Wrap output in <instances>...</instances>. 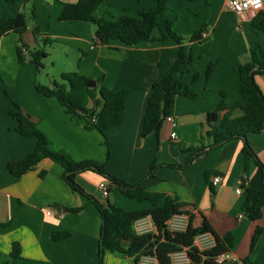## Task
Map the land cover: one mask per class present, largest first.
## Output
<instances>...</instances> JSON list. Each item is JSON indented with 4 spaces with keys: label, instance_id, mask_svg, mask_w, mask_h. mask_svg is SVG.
<instances>
[{
    "label": "crops",
    "instance_id": "obj_1",
    "mask_svg": "<svg viewBox=\"0 0 264 264\" xmlns=\"http://www.w3.org/2000/svg\"><path fill=\"white\" fill-rule=\"evenodd\" d=\"M25 1L30 0L0 4V17L12 18L22 13ZM32 1L35 25L43 37L80 45L76 46L82 53L77 73L101 77L107 89L125 88L129 94L123 121L107 130L105 142L98 131L86 130L82 121L67 116L54 98H45L37 92L39 83L35 80V66L28 52L35 50L37 41L30 26L20 36L10 32L0 38V264H100V216L88 198L69 188L63 168L44 160L18 178L9 173L7 165L23 160L35 145L34 138L23 137L18 132L17 122L11 116L14 104L46 137L52 151L63 153L75 162L92 160L103 164L108 175L130 185L145 179L143 188L189 205L187 209L194 215V226H199L204 216L219 236L231 233L234 246L222 261L245 264L246 259V264H264V206L257 221L247 220L241 211L245 189L258 191L264 186L260 168L253 157L242 154L243 141L240 139L213 149L208 148V140H202L205 148L202 152L200 148L201 138L208 129L207 114L214 111L220 101L231 107L239 100L235 70L247 62L254 44L261 45L264 50V33L251 27L255 15L235 13L228 8L227 0H222V5L208 18L198 21L197 16L206 11L205 0H167L168 6L178 13L174 26L177 34L188 36L201 30L200 42L185 43L192 52L191 64L176 75L195 97L176 96L168 114L173 122L164 121L157 134L141 138L151 85L161 78L159 64H174L179 45L170 40L164 43L146 41L130 47L118 42L101 45L90 23L59 20L62 10L59 2ZM127 1L133 3L118 0L123 7L118 15L110 11L114 2L108 8L100 6L95 16L117 19L124 14L135 15L155 9L154 0ZM215 1L210 0V3ZM225 22L233 32L228 38H222L226 34L222 30ZM203 34L206 36L202 37ZM19 39L27 49L23 62L17 57ZM218 42L223 43L220 51L213 47L219 46ZM214 62L213 74L206 79V69ZM254 81L264 97V74L255 75ZM91 106L89 101L87 107ZM224 114L225 111L220 112L219 119ZM238 116L239 112L235 111L231 117ZM171 133L175 134L174 139L170 138ZM246 142L264 168V130L248 134ZM214 177L220 179L216 184L212 182ZM74 180L102 205L110 203L125 211L150 208L148 202L124 197L116 186L94 172L79 173ZM102 182L109 187L106 197L99 188ZM238 187L239 194L236 193ZM158 205H163V200ZM75 208L79 211L72 213L70 210ZM257 227L261 234L250 250ZM134 229L137 234L156 232L150 218L137 221ZM14 243L20 247L17 258L10 256ZM212 244L210 235L195 240L200 249ZM177 256L183 258L181 264H188L185 253L173 255V264ZM101 264L134 263L125 255L106 252ZM139 264H158V261L144 257Z\"/></svg>",
    "mask_w": 264,
    "mask_h": 264
},
{
    "label": "trees",
    "instance_id": "obj_2",
    "mask_svg": "<svg viewBox=\"0 0 264 264\" xmlns=\"http://www.w3.org/2000/svg\"><path fill=\"white\" fill-rule=\"evenodd\" d=\"M54 1L62 5L59 15L60 21L92 24L95 27V39L101 45L118 42L122 46L130 47L146 41L164 43L169 40L179 45L178 58L174 64H159L161 78L151 85L152 94L146 101L140 131L141 138L159 132L176 96L195 97L176 78V75L182 73L191 64L192 52L185 43L200 42L201 30L188 36L177 34L174 26L178 19V13L168 6L167 0H154L155 9L152 11H139L135 15L124 14L117 19L105 18L104 16L97 18L95 16V12L100 6L108 8L116 0ZM205 2L210 4V0H205ZM2 3L14 4V0H0V4ZM32 16L34 17L33 12ZM27 23V17L24 13L12 18L0 17V38L10 32L19 36L22 35L28 28ZM251 27L264 33V11L252 18ZM32 32L35 37L40 35L37 25L32 28ZM43 38L45 44L50 42L47 37ZM24 52H27L26 46L19 39L17 47L19 62H23ZM28 52L31 62L38 71L42 68L41 60L46 58L47 54L36 50H29ZM215 67V62L208 65L205 73L206 79L211 77ZM255 67L257 70L250 75L251 70ZM259 74H264V50L261 45L254 44L249 52L247 62L235 70L239 100L231 107H227L220 101L216 109L207 114L208 129L205 137L201 138L200 148L201 152L205 148L202 140L209 141L207 144L209 149L217 148L234 139L242 140V154L245 157L254 158L261 170L264 182V168L254 157L246 142L248 134H257L264 130V97L254 81V76ZM60 79L63 83L53 82L50 87L37 84V92L45 98H54L67 116L73 120L82 121L86 130L98 131L106 142L107 130L119 126L123 121L125 101L129 90L125 88L109 90L103 85L101 77H87L77 72L62 73ZM89 101L92 103L90 108L87 107ZM222 111H225V114L219 119L218 114ZM235 111L239 112V116L232 118L231 116ZM11 116L17 122L20 135L26 138H34L35 145L33 151L23 160L10 162L7 165L9 173L18 178L34 169L44 160L59 164L63 168L64 180L69 188L73 192L88 198L100 216L101 225L98 239L100 264L106 252L125 255L132 258L134 264H139L144 257H153L158 261V264H173L172 256L179 253H185L188 264H228V262L218 261V259L232 251L234 239L231 233L219 236L204 216H201L200 225L194 226V215L187 209L189 205L174 202L171 197L163 193L143 188L141 185L145 179L130 185L108 175L103 164L92 160L75 162L63 153L52 151L46 137L36 128L30 118L21 112L16 104H14V110L11 111ZM176 167L186 168V166ZM153 170L154 167L152 166L149 173L150 177L153 175ZM87 171L102 176L111 185L116 186L124 197L137 202H148L150 208L125 211L110 203L102 205L87 195L75 183V176ZM161 200H163V205L159 206L158 203ZM263 206L264 186L258 191L246 188L241 206L243 216L249 221H257L261 218ZM70 211L75 213L79 209L75 208ZM176 216L186 220L182 229L170 228L169 222ZM145 218H150L155 226V233H136L135 223ZM260 234L261 229L257 227L251 238L250 250L255 246ZM203 235H210L213 238V244L208 248L200 249L195 245V240ZM19 254V244L14 243L10 256L17 258ZM243 263L246 264V259Z\"/></svg>",
    "mask_w": 264,
    "mask_h": 264
},
{
    "label": "rangeland",
    "instance_id": "obj_3",
    "mask_svg": "<svg viewBox=\"0 0 264 264\" xmlns=\"http://www.w3.org/2000/svg\"><path fill=\"white\" fill-rule=\"evenodd\" d=\"M222 0H216L214 3H210V5H205L206 11L199 16H197L198 21H202L204 18H208L211 13L214 11V9L219 8L220 5H222ZM124 3H133L128 2L127 0H123ZM118 3V4H117ZM221 3V4H220ZM121 3L118 2V0L115 2L113 8L110 9L112 14L118 15L119 10H121L123 7H121ZM33 1H25L24 7L22 10V13H24L27 17V24L31 28L35 27V21L34 17L32 16L33 12ZM35 12V10H34ZM101 12V9H99V13ZM110 18V17H105ZM231 19L233 21V18L231 16ZM70 22V21H68ZM67 23V22H66ZM92 28L95 32V27L91 24ZM222 30L226 33L225 35H222V38H228L232 35V30L229 26L228 22H225L224 27ZM66 32V31H64ZM40 35L36 37L37 44L35 45L36 51H43L47 54V57L42 59V68L38 71L35 69V80L42 86L50 87L53 82L57 84L63 83L60 79V76L62 73H72V72H78L77 71V65L79 64V61L82 58V53L76 48V46H80L79 44L64 40V39H57L53 40L52 38H49V43L45 44L43 42V36L41 33ZM263 38V37H262ZM219 46H213L215 49L220 51V46L223 44L222 42H218ZM224 47V45H223ZM186 224L185 218H181L179 216H176L173 221L170 223V228L172 229H181ZM184 257V256H183ZM183 258L181 256H177L175 259V264L183 263Z\"/></svg>",
    "mask_w": 264,
    "mask_h": 264
},
{
    "label": "built area",
    "instance_id": "obj_4",
    "mask_svg": "<svg viewBox=\"0 0 264 264\" xmlns=\"http://www.w3.org/2000/svg\"><path fill=\"white\" fill-rule=\"evenodd\" d=\"M227 5H228V8L235 13H248V14L256 15V14L264 11V0H227ZM205 36H206V34L202 35V37H205ZM165 121L173 122V119L170 116H167L165 118ZM170 138L174 139L175 134L171 133ZM219 180H220L219 177H214L212 179V182L214 184H216L219 182ZM99 188L101 189L103 196L106 197L108 195L107 183H105V182L100 183ZM240 191H241V189L238 187L236 189V193L239 194ZM47 214H50V212H47ZM181 218H183V217H181ZM173 219L171 221H173ZM171 221H170V223H171ZM175 229L177 230V228H175ZM222 257H224V256H222ZM222 257H220L218 259V261H222Z\"/></svg>",
    "mask_w": 264,
    "mask_h": 264
},
{
    "label": "water",
    "instance_id": "obj_5",
    "mask_svg": "<svg viewBox=\"0 0 264 264\" xmlns=\"http://www.w3.org/2000/svg\"><path fill=\"white\" fill-rule=\"evenodd\" d=\"M257 70V68L255 67V68H253L252 70H251V72H250V75L252 74V72L253 71H256Z\"/></svg>",
    "mask_w": 264,
    "mask_h": 264
}]
</instances>
